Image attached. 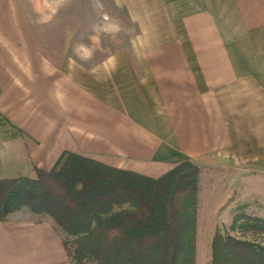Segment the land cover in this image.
I'll return each instance as SVG.
<instances>
[{
    "label": "crops",
    "instance_id": "obj_1",
    "mask_svg": "<svg viewBox=\"0 0 264 264\" xmlns=\"http://www.w3.org/2000/svg\"><path fill=\"white\" fill-rule=\"evenodd\" d=\"M112 2L138 36L86 65L44 54L25 7L36 0H0V179L66 151L151 178L185 158L220 165L230 220L232 197L264 180V0ZM261 187L246 190L258 205ZM16 214L0 221V264H70L51 221Z\"/></svg>",
    "mask_w": 264,
    "mask_h": 264
},
{
    "label": "trees",
    "instance_id": "obj_2",
    "mask_svg": "<svg viewBox=\"0 0 264 264\" xmlns=\"http://www.w3.org/2000/svg\"><path fill=\"white\" fill-rule=\"evenodd\" d=\"M198 173L185 158L151 178L66 151L49 171L0 179V221L22 208L48 215L76 264H195ZM231 228L242 237L216 231L210 264H264V219Z\"/></svg>",
    "mask_w": 264,
    "mask_h": 264
},
{
    "label": "rangeland",
    "instance_id": "obj_3",
    "mask_svg": "<svg viewBox=\"0 0 264 264\" xmlns=\"http://www.w3.org/2000/svg\"><path fill=\"white\" fill-rule=\"evenodd\" d=\"M36 1V4L25 5L26 9L29 10L28 12H31L28 26L41 33L36 35L38 43L51 46L49 51H45L44 54L49 55V57L53 55L55 59L59 58L60 51H63L64 56L66 55L70 59H77L82 53L83 57H89L85 64L90 65L121 49H127L129 40L138 36L139 33V27L131 22L126 8L122 4L112 2V0ZM127 53L130 55V52ZM217 166L220 165H216V167L199 165L198 185L201 181L199 185L201 189L199 194V221L196 231L198 264H210L211 241L215 230L222 234L241 238L240 233L231 228L235 217H264V200L258 205L257 199L254 196H249V192L246 191L252 186L253 188L263 186L261 188L264 189V180H259L258 183L254 181V183L245 185L246 190L242 195L232 197L235 201L232 203L233 213L229 220L228 206L223 207L221 204L225 189L220 180V168ZM207 167L216 169L210 170ZM261 198L264 199V196ZM17 213L16 217H19L20 220L51 221L54 224L48 215L33 214L28 208H22ZM240 224L243 223L239 222L237 226ZM54 226L59 231L55 224ZM215 226L216 229H214ZM59 234L63 241L65 236L61 232ZM68 259L70 264H76L71 258ZM83 264L96 263L87 258L83 260Z\"/></svg>",
    "mask_w": 264,
    "mask_h": 264
}]
</instances>
